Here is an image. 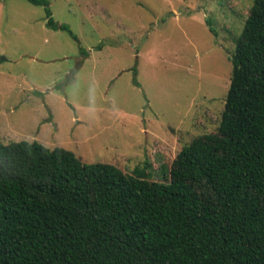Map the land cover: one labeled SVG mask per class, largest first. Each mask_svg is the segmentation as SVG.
<instances>
[{"label": "rangeland", "instance_id": "obj_1", "mask_svg": "<svg viewBox=\"0 0 264 264\" xmlns=\"http://www.w3.org/2000/svg\"><path fill=\"white\" fill-rule=\"evenodd\" d=\"M49 1L71 32L45 6L0 1V139L165 181L218 130L254 0Z\"/></svg>", "mask_w": 264, "mask_h": 264}, {"label": "trees", "instance_id": "obj_2", "mask_svg": "<svg viewBox=\"0 0 264 264\" xmlns=\"http://www.w3.org/2000/svg\"><path fill=\"white\" fill-rule=\"evenodd\" d=\"M28 1L71 32L49 0ZM231 62L218 130L185 145L165 181L0 139V264H264V0Z\"/></svg>", "mask_w": 264, "mask_h": 264}]
</instances>
